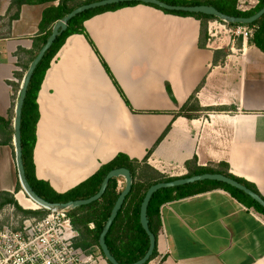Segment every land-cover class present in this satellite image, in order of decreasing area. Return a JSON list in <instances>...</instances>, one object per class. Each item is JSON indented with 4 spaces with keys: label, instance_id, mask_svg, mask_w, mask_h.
<instances>
[{
    "label": "crops",
    "instance_id": "0c3cea01",
    "mask_svg": "<svg viewBox=\"0 0 264 264\" xmlns=\"http://www.w3.org/2000/svg\"><path fill=\"white\" fill-rule=\"evenodd\" d=\"M11 3L0 0V116L5 118L15 112L17 73L35 49L44 11L59 1L25 3L10 21ZM258 3L238 0V9ZM216 26L212 36L210 27ZM85 27L99 54L83 34L70 36L39 93V179L65 193L119 152L143 160L151 151L149 164L165 175H186V163L195 159L201 167L223 163L264 196V51L218 20L208 21L201 47V20L146 4L97 14ZM193 94L203 108L199 116L178 115ZM69 122L82 129L68 130ZM0 158L5 159L0 178L7 170L12 181L0 182V191L26 196L16 192L19 176L8 146L0 147ZM74 163L72 178L60 186L56 178H68ZM196 191L162 205L158 256L149 264H264V213L223 187Z\"/></svg>",
    "mask_w": 264,
    "mask_h": 264
},
{
    "label": "trees",
    "instance_id": "16d2710c",
    "mask_svg": "<svg viewBox=\"0 0 264 264\" xmlns=\"http://www.w3.org/2000/svg\"><path fill=\"white\" fill-rule=\"evenodd\" d=\"M59 1L57 6H52L47 8L44 11L43 19L41 23V35L36 40L35 49L30 56V59L27 63H22L23 73H17V76L21 81L31 64L34 58L39 53L40 49L46 43L47 39L52 33L55 23L65 17L68 13L76 9L77 7L98 1V0H12L11 8L15 13L10 17V21L17 19L21 7L25 3H46ZM170 4H184V5H197V4H207L213 5L221 12L239 17H249L257 13L264 6V0H259L258 5L251 10L242 11L238 9V0H164ZM138 4H146L138 1L132 2H122L118 4H112L105 7H100L92 9L81 13L74 17L68 22V28L57 38L52 47L46 52L44 58L39 63L37 69L34 72L33 78L29 84L28 93L23 107L22 114V145H23V158L26 169V174L28 181L35 192L40 195L43 199L52 202V203H63L76 199H86L96 194L101 184L108 174L109 171L118 167H128L133 176V188L129 196H127L123 208L120 210L114 224L112 225L106 240L109 245V248L117 260L123 264H131L146 254L150 240L146 231L142 227L140 220L141 205L143 199L149 190V188L159 182H168L176 180L182 177H190L194 175L204 174V173H222L232 178L237 179L242 182L258 194L262 196L258 188L239 177H236L229 172V167L227 164H220L218 167H201L197 164V159L192 162H187L186 166L188 167V173L182 177H173L165 175L152 167L148 160V155L144 157L143 160L132 159L127 154L119 152L113 159L103 163L100 168L88 177L85 181L81 182L76 187L68 190L65 193H59L50 186L49 181L39 179L37 176L35 161V149L38 141V123L41 117L40 106L38 103V97L42 84L45 80L46 74L50 69L52 62L66 44L67 39L74 34H83L86 39L89 41L91 46L94 48L95 52L99 54L98 49L96 48L93 40L91 39L86 27L85 22L92 18L93 16L106 12L114 11L124 7L136 6ZM158 9L163 10L166 13H172L176 15L184 16H194L195 18L202 21V40L200 42L201 47H205L206 43L203 42V38L207 37V23L210 20H218L220 22L226 23L232 27L243 26V24L237 23H227L215 16L203 14V13H188L181 11H169L162 9L156 5L146 4ZM11 10V9H10ZM251 25H258L259 29L254 32L253 37L248 41L259 47L264 51V15L255 23ZM249 26V25H247ZM217 61V56H216ZM106 66V65H105ZM116 84V83H115ZM14 89L16 91V97H18L21 84L15 83ZM117 85V84H116ZM120 90V89H119ZM167 90L170 95H172V89L170 85H167ZM122 93V91L120 90ZM127 105L133 109L131 103L126 99L125 95L122 93ZM203 108L199 103V100L196 94H193L191 98L185 103L178 115H184L190 119L199 116L200 111ZM13 112L8 117L0 116V125L6 127L4 130H7L9 135L7 138L2 140L0 144L8 145L13 141L14 136V127H13ZM169 126L163 135L158 139L157 143L162 140L165 134L168 132ZM3 131V130H2ZM7 131L5 133H7ZM7 133V134H8ZM120 178H113L107 187L104 195L101 199L85 206L78 207L76 209L70 210L71 215L73 216L74 223L76 227L81 231L83 238V245L85 247H90L92 245H99V237L104 228V225L107 219L110 216V213L120 195L125 187H120ZM201 185V186H200ZM205 185V186H204ZM197 187V188H196ZM203 187V188H202ZM223 187L228 189L233 195L239 198L241 201L246 203L250 207H255L257 210L264 213V208L259 205L255 200H253L245 192L232 187L231 185L213 181V180H204L195 182L189 185L174 187V188H165L159 190L151 199L149 208H148V217L150 220V229L158 237L159 231L161 229V207L163 204L179 199L182 197H187L195 194L196 190L205 191L209 188ZM23 190L20 181L16 191ZM264 198V196H262ZM15 203L18 204L15 194L10 191H0V210L7 204ZM95 223V228L90 230L88 225L90 223ZM158 256V249L155 248L153 255L150 260L146 263L149 264Z\"/></svg>",
    "mask_w": 264,
    "mask_h": 264
},
{
    "label": "water",
    "instance_id": "95a60500",
    "mask_svg": "<svg viewBox=\"0 0 264 264\" xmlns=\"http://www.w3.org/2000/svg\"><path fill=\"white\" fill-rule=\"evenodd\" d=\"M132 1H138L146 4L156 5L162 9L169 11L208 14L215 16L227 23H237L243 25H251L256 21H258L264 15V6L261 10H259L257 13L253 14L252 16L239 17V16H232L225 14L220 10H218L215 6L207 5V4H197V5L170 4L168 2H165L164 0H98L77 7L76 9L68 13L65 17H63L61 20L55 23L51 35L49 36L43 47L40 49L37 56L31 62L23 78L21 84V90L15 107V117L13 124L14 127L13 144L15 147V155H16L15 159H16L19 181L25 193L36 203L46 207L57 206L59 208H70L72 210L81 206L89 205L101 199L105 191L107 190L109 182L113 178L123 177L125 181V187L123 191L120 193L99 237V246L103 252V255L110 264H123L119 262L111 252L106 237L112 225L114 224V221L116 220L120 210L123 208L127 196H129V194L132 191L133 176L131 170L125 166L112 169L111 171L108 172V174L104 178L99 191L96 194L86 199H76L63 203H52L43 199L32 188L26 174L24 158H23V145H22V114H23L24 103L28 93L29 84L33 78L34 72L37 69L39 63L44 58L46 52L52 47V45L55 43L57 38L68 28V22L77 15L92 9L109 6L112 4H118L122 2H132ZM204 180H213L231 185L232 187H235L245 192L247 195H249L253 200H255L259 205H261L264 208V198L260 194H258L257 192H255L254 190H252L242 182L238 181L237 179L222 173H204L190 177H182L168 182L156 183L152 185L147 191L143 199L141 205V212H140L141 224L144 230L146 231L147 235L149 236L150 245L144 257L131 264H146L150 260L151 256L155 251V248L157 247L158 237H156V235L151 231L150 220L148 217V208L153 196L161 189L189 185Z\"/></svg>",
    "mask_w": 264,
    "mask_h": 264
},
{
    "label": "built area",
    "instance_id": "2783aa9c",
    "mask_svg": "<svg viewBox=\"0 0 264 264\" xmlns=\"http://www.w3.org/2000/svg\"><path fill=\"white\" fill-rule=\"evenodd\" d=\"M257 29L258 25H243L232 32L246 41ZM210 33L217 35L214 27ZM27 199L31 204L17 200L0 210V264H110L99 245H83L70 208L46 207L28 195ZM88 228L93 230L95 223Z\"/></svg>",
    "mask_w": 264,
    "mask_h": 264
},
{
    "label": "rangeland",
    "instance_id": "374dc122",
    "mask_svg": "<svg viewBox=\"0 0 264 264\" xmlns=\"http://www.w3.org/2000/svg\"><path fill=\"white\" fill-rule=\"evenodd\" d=\"M7 20V19H6ZM214 29L215 30H218V28H217V26L216 27H214ZM28 59H30V57L28 58ZM20 73H23V70L20 72ZM16 83V82H15ZM18 83L19 84H22V81H21V79H19V81H18ZM15 86V85H14ZM15 91V90H14ZM15 93V95H16V92H14ZM13 116L15 117V112H13ZM6 127H4V126H2V125H0V142L2 141V140H4V139H6L7 138V135H9V133H8V131L7 130H4ZM66 128L69 130H71L72 128L74 129V130H80V129H82L81 128V125L78 127V129H76L75 128V125L74 124H70V122L66 125ZM3 130V131H2ZM7 131V133H5ZM62 135V134H61ZM61 135H59V138L61 137ZM2 146H5V145H3V144H0V147H2ZM6 146H8L9 148H10V152H11V157H12V159L14 160V163H16V155H15V147H14V144H13V141L10 143V144H8V145H6ZM2 158H0V162L1 163H3L4 164V162H5V159L3 160H1ZM74 166H72V168H71V170L67 173V175L66 176H68V178H64L63 176H60V175H57L54 171V173L57 175V176H60V177H57L56 178V182L60 185V186H63L64 184V181L63 180H65V181H69L71 178H72V176H70L69 177V175L71 174V172H73L74 171V168H75V166L77 165L76 163H74L73 164ZM65 169V168H64ZM48 170H50V169H48ZM52 171V170H51ZM46 174L51 178V177H53V174L51 173V172H49V171H46ZM2 177L0 178V182H1V184H2V186H10V184H11V176L9 175V172L6 170V171H3L2 172V175H1ZM64 179H63V178ZM54 178V177H53ZM50 181V180H49ZM124 179H123V177H120V182H119V184H120V187H123L124 186ZM50 183V182H49ZM50 186H51V183H50ZM52 187V186H51ZM53 188V187H52ZM54 189V188H53ZM17 192V191H16ZM19 192V191H18ZM19 196V195H18ZM27 196V195H26ZM26 196H24V195H22V194H20V197H21V199H22V203L23 204H25V205H29V204H31V202L30 201H28V200H25V197ZM17 200H19L18 198H17Z\"/></svg>",
    "mask_w": 264,
    "mask_h": 264
},
{
    "label": "bare ground",
    "instance_id": "6f19581e",
    "mask_svg": "<svg viewBox=\"0 0 264 264\" xmlns=\"http://www.w3.org/2000/svg\"><path fill=\"white\" fill-rule=\"evenodd\" d=\"M41 150H42V147L40 146V147H39V150H38V151H39V152H38V156H39L40 164L42 163V153H41ZM89 171H90V170H87V171L81 173L79 179H80V178H83L84 176H86V175L88 174ZM17 198L20 199V200L22 201V199L20 198V196L17 195ZM22 202H23V201H22ZM22 202H21V203H22Z\"/></svg>",
    "mask_w": 264,
    "mask_h": 264
}]
</instances>
